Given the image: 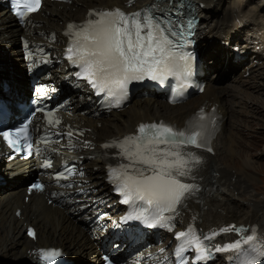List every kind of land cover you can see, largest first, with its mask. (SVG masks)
I'll return each mask as SVG.
<instances>
[{"label": "bare ground", "instance_id": "1", "mask_svg": "<svg viewBox=\"0 0 264 264\" xmlns=\"http://www.w3.org/2000/svg\"><path fill=\"white\" fill-rule=\"evenodd\" d=\"M128 1L71 0L70 4L47 3L45 5L46 12L40 10L36 13L37 15L34 17L36 24L26 29L17 28L7 15L0 12V63L5 64L7 61L5 65L10 67L18 76L15 88L19 96L25 94L26 83L25 69L22 66L18 47L20 34L44 42L43 37L52 33V38L56 40L53 47L60 48L61 33L67 23L83 21L90 9L125 7ZM152 1L136 0L129 11L141 8ZM185 1L190 3L194 9L193 12L200 18L197 32L198 45L202 59L209 60L206 63L208 72L214 74L219 72L225 79L231 74H237L242 69L243 72L234 81L235 86L231 88H224L215 81L208 80L202 95L193 97L178 106L171 107L159 99L140 98L132 101L128 108L119 114L104 115L96 119L91 118L89 114L81 113L82 110L79 106L83 100L77 95H73L72 116L68 117L67 121L84 128L85 139L92 141L94 146L93 151L81 152L84 157L95 155L93 160H84L83 163L85 179L87 180L86 186L93 192L91 195L93 198L102 195L103 199L110 198L107 192L103 194L105 192V184L103 183L105 163L100 161L103 143L133 133L140 122L163 119L177 126H182L199 106H216L223 124L220 133L213 141L214 154L199 157L200 163L192 167L191 173L187 176L191 179H198L202 185L208 187L207 194L199 203L187 207L183 217L175 216L170 223L171 230L169 228L166 230L171 232L186 231L188 226L192 225L197 235H208L212 232H219L226 226L235 225L237 227H258L259 233L264 236V196H257L252 191L257 185V169L250 159L252 156L249 155V152L243 149L241 145L239 146L238 135L233 138L235 133L230 132L227 128L232 115L236 118V114H245L248 109L260 111V104H248L250 101L244 99V96H247L254 102H260L253 96L255 93L253 89L256 86L249 85L250 83L244 80V75L255 70L257 65L254 66V63L261 64L264 60V48H258L256 45L257 55L252 59L246 57L253 40H259L260 44L264 45V34H259V29H252L253 27L252 30L248 28L250 35L241 33V27L236 26L238 23L236 21L237 16L234 13L229 14L230 10L234 9L232 6L235 4V0ZM246 4L252 7L254 1L246 0ZM255 9H257L255 12L248 13L247 16L249 17L243 16H246L245 19H250V21L247 20L249 23L251 20L254 21L250 25L261 20L264 21V7H260V9L256 7ZM255 9L253 8V10ZM207 38L212 43L211 47L207 45L208 48L204 47ZM64 44L65 40L62 42V48L59 52L53 48V54L57 55L64 52ZM238 47L244 50L243 52L239 50V56L234 52ZM214 50H219L217 57L213 53ZM220 54L222 57H219ZM15 60L17 63L19 61V67L18 65L14 66L12 61ZM57 69L63 70V67L58 66ZM227 96L233 97L234 101H227ZM84 101V104L88 103L87 100ZM234 127L235 125L232 126V128ZM236 127L238 129L240 126L236 125ZM32 167L29 165L20 168L17 176L10 178V180L0 171V175L4 177L7 183L5 186H0V264L33 262L36 255L35 249L42 247H60L78 264H99L98 260H94L93 242L77 216L70 214L66 208L61 209L52 204L48 205L49 197L43 195H32L27 202L24 201V182L33 172ZM196 167L199 168L196 169ZM17 210L20 211L19 215L16 214ZM172 224H176L175 229H172ZM27 226L35 227L37 231L35 241L26 237L25 228ZM225 234L227 236L236 235L235 232ZM218 240L216 242L209 241L208 244L214 249ZM86 256L93 263L88 262ZM216 257L217 255H213L209 261L215 260Z\"/></svg>", "mask_w": 264, "mask_h": 264}, {"label": "snow or ice", "instance_id": "2", "mask_svg": "<svg viewBox=\"0 0 264 264\" xmlns=\"http://www.w3.org/2000/svg\"><path fill=\"white\" fill-rule=\"evenodd\" d=\"M40 4L41 0H23L22 5L20 0H13L16 15L21 20L29 12L37 11ZM21 6L26 11H20ZM155 7L150 5L134 13H125L118 8L92 10L88 15L94 18L87 20L84 25L67 26L69 31L66 35L74 36L66 49L67 59L81 69L76 75L87 80L98 93L106 92L108 97L115 98L116 107L120 106L121 100L127 95L126 85L131 80H140L145 76L158 79L177 73L187 79L190 74L189 61L192 57L182 51L190 43L184 39V27L172 25L171 21L164 19L163 13L158 18L152 11ZM192 27L193 22L189 21L187 28ZM188 35H191L190 31ZM39 91L42 93L44 90ZM47 115L51 116L52 113L48 112ZM200 119L203 120V116ZM31 123L32 120L28 119L15 129L0 130V137L8 148L16 152L31 149ZM59 123V120H47L50 127ZM204 129L203 124L185 131L174 130L163 122L141 124L138 135L103 145L105 148L118 147L119 155L128 161L109 170V180L114 183L117 193L123 196L122 202L134 206L139 202V210L134 207L135 214L129 213L125 220L143 218L151 227L160 225L171 230L169 222L174 216L166 213L178 214V206H182L184 200L198 191L197 185L185 183L180 178L189 176L192 167L200 163V158L193 152L184 153L179 149L187 146L203 147L206 141ZM63 135L71 137L73 133L68 131ZM37 142L47 145L50 140L41 137ZM84 146L89 147V142L85 141ZM207 150L211 151V148ZM42 167L51 168L52 161L45 159ZM67 172L71 174L72 169H67ZM64 178L66 176L63 172L56 175L58 180ZM32 188L42 190L43 185L37 183ZM149 210H152L151 217L144 215ZM232 232L238 236L234 242L223 246L216 244L214 250L205 243L221 233ZM29 235L34 237L35 234L29 230ZM175 235L177 240L184 241L175 251L181 264H187L184 253L189 248L195 253L193 264H203L215 253H231L227 257L229 261H241L243 257L242 264H260L264 261V236L258 234L255 227L229 225L219 232L197 235L196 230L189 226L187 231ZM39 255L46 264H54L61 253L59 250H41Z\"/></svg>", "mask_w": 264, "mask_h": 264}, {"label": "rangeland", "instance_id": "3", "mask_svg": "<svg viewBox=\"0 0 264 264\" xmlns=\"http://www.w3.org/2000/svg\"><path fill=\"white\" fill-rule=\"evenodd\" d=\"M253 1H254V5L252 7H248L247 6L248 4H246V0H235V4L232 6V9L233 8L234 9L230 10L229 14H232V13H234V15L241 14L244 9H247L248 10L247 12L242 13V15L240 17L239 16L236 17L237 18L236 21H241L240 18L245 19L247 15L255 12L257 10V9H255L256 7L258 9H260V7L261 8L264 7V0H253ZM255 4H257V5H255ZM253 8L255 10H253ZM244 15H246V16L243 17ZM247 17H249V16H247ZM247 20H248V18L245 19V21H246L245 24L248 26H245V27L243 26L244 28L242 27L241 30L243 31V33L245 35H250L251 33L250 32L248 33L249 29L252 30V29H255V27H260L262 20L260 22H256V25L254 24L255 27L250 25V23L251 22L254 23V21L251 20V22L249 23V22H247ZM248 21H250V19ZM247 23H249V24H247ZM257 23H259V25ZM262 26H263V28H262ZM262 26L260 28H257L256 30L259 29L258 32L262 31L259 34L263 35L264 34L263 23H262ZM208 39L209 38H207L205 40V46L204 47H206V48H208V46L211 47V44H212L210 39L209 40ZM239 47H241V46L239 45ZM239 47H238V49H239ZM213 53H214V55H216L215 57H217L218 56L217 53H219V50H214ZM6 54H7V52H6ZM219 57H222V54H220ZM205 61H206V63H207V61L209 62V60H205ZM5 63L7 64V61ZM18 64H19V61H18L17 65ZM211 64H212V62H211ZM19 66L20 65H18V67ZM224 70L227 72L226 68H224ZM242 70L240 72H238L237 74H231L229 77H226V79L223 78L221 76V73H219V72H215V74L213 72H211L210 73V80L215 81L220 86H224V88H231V87L235 86L234 81H236L238 79V76L240 75V73L243 72ZM8 71H9V69L2 70L1 73H5ZM244 80L248 81L250 83L249 85L256 86L253 89L255 91V93H253V96L255 98L259 99L260 102H258V101L254 102L251 99H249L247 96L246 97L244 96V99H246V101H248V100L250 101V102H248V104H254V105L260 104L259 105L260 111L256 112V111H251L250 109H248V110H246L245 114H242V115L239 113L236 114V118L233 117V115H232L230 117L229 122L227 120L228 127H227V125H226V127L228 128V130L230 132L235 133V134H233V136H234L233 138L237 137V135H238L239 146L241 145L242 148L246 149V151L249 152V155L252 156V157H250V159L253 161L252 163L255 165V167L257 169V173H256V177H257V183L256 184L257 185L254 186V189L252 191L257 196L263 197L264 196V191H263L264 190V60L261 62V64L257 65V67L255 68V70L252 73L245 74ZM253 90H252V92H253ZM221 92H223V90H221ZM227 101H234L233 97L227 96ZM233 125H235L234 128H232ZM236 125L240 126V127L237 129ZM239 146H238V148H239ZM246 212L248 213V211H246ZM87 257L88 256H86V260L88 262L93 263V261H91V259L89 260Z\"/></svg>", "mask_w": 264, "mask_h": 264}, {"label": "trees", "instance_id": "4", "mask_svg": "<svg viewBox=\"0 0 264 264\" xmlns=\"http://www.w3.org/2000/svg\"><path fill=\"white\" fill-rule=\"evenodd\" d=\"M13 62V64H14V66H17V62H16V60L15 61H12ZM6 64V63H5Z\"/></svg>", "mask_w": 264, "mask_h": 264}]
</instances>
